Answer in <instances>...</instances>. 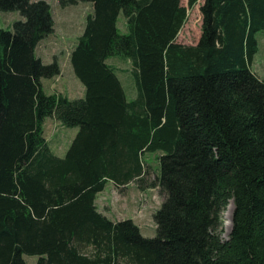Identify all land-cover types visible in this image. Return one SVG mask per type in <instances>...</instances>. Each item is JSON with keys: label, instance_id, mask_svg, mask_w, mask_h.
<instances>
[{"label": "trees", "instance_id": "1", "mask_svg": "<svg viewBox=\"0 0 264 264\" xmlns=\"http://www.w3.org/2000/svg\"><path fill=\"white\" fill-rule=\"evenodd\" d=\"M84 1L70 59L85 96L70 98L45 91L62 68L36 53L55 29L51 5L0 0L23 17L0 29V264H264V80L252 69L264 0H204L194 45L177 37L199 0ZM117 56L133 66L134 98ZM48 117L79 128L65 156ZM146 151L160 152L155 237L96 203L109 180L145 189Z\"/></svg>", "mask_w": 264, "mask_h": 264}, {"label": "rangeland", "instance_id": "2", "mask_svg": "<svg viewBox=\"0 0 264 264\" xmlns=\"http://www.w3.org/2000/svg\"><path fill=\"white\" fill-rule=\"evenodd\" d=\"M46 1L52 7L55 29L53 33L40 41L37 55L46 63H51L57 57L62 68V73L57 77L45 79L47 81V88L44 89L50 94L62 93L68 97L77 95L82 90L78 84L83 85V83L74 72L70 54L78 41V37L84 31L87 16L92 12L93 4L84 0H74V2L72 0ZM181 1L184 6L189 8V0ZM203 1L199 0L195 7L189 8L187 22L177 37L178 42L194 45L199 41L202 29L200 5ZM20 19H23V17L19 11H0V29L12 28L13 23ZM118 23L121 32L127 33L128 29L126 26L124 27L123 14L120 15ZM256 37L259 40V49L255 55L252 69L264 80V30L258 31ZM110 59V62L117 67L118 74L125 88L133 90L136 96L137 87L134 77L131 75L133 66L130 61L120 56L111 57ZM128 95H130L129 92ZM61 124H56L55 121L48 119L45 131L56 152L65 156L76 135V133L73 134L74 138L70 142L71 136L69 132L76 127H67ZM57 134L60 135L58 136L60 143L57 142L55 137L53 138ZM159 156V151H146L144 153L143 167L146 170L144 175L145 189L139 187L136 179L122 186H117L109 180L104 190L97 195L96 199L99 210L106 213L109 218L112 220L132 219L140 227L141 233L146 237H155L157 235L155 213L163 202V196L160 194L159 188L148 187V184L157 180L160 173ZM228 206L222 214L224 222L222 236L224 239L228 238L231 231L226 225L228 219L225 213L228 210ZM23 257L27 264L38 263L39 256L37 255L24 254Z\"/></svg>", "mask_w": 264, "mask_h": 264}, {"label": "crops", "instance_id": "3", "mask_svg": "<svg viewBox=\"0 0 264 264\" xmlns=\"http://www.w3.org/2000/svg\"><path fill=\"white\" fill-rule=\"evenodd\" d=\"M258 42H259V40H258ZM40 45V44H39ZM38 45V46H39ZM39 48L37 47V49H36V53H37V50H38ZM258 49H259V47H258ZM254 59H255V56H254ZM253 63H254V60H253ZM253 63H252V66H253ZM256 72V71H255ZM46 80H44L43 81V83H44V88H47L46 87ZM79 85V87L82 89L81 90V92L79 93V94H77V95H72V96H69L70 98H80V97H84L85 96V86H84V84L82 85V84H78ZM131 91H133V90H131ZM135 97V94H134V92H131L130 93V95H129V98H134ZM48 119H51L52 121H55L56 122V124L57 123H59V124H61V122L57 119V118H55V117H48L47 119H46V122H45V125H46V123H47V121H48ZM62 125V124H61ZM78 131H79V128H74V129H72L69 133H70V136H71V139H70V142L72 141V139L74 138V135L73 134H77L78 133ZM45 135H46V131H45ZM58 136H60L59 134H57L56 136H53V138L55 137L56 138V140H57V142H59L60 143V140H59V138H58ZM76 136V135H75ZM46 138H47V140L49 141V144H50V146H51V148H52V150L58 155V156H62L60 153H57L56 152V149H55V147H53V145H52V143H51V141L49 140V138L47 137V135H46ZM111 182H113L112 180H111ZM114 183V182H113ZM129 184V183H128ZM106 214V213H105Z\"/></svg>", "mask_w": 264, "mask_h": 264}, {"label": "bare ground", "instance_id": "4", "mask_svg": "<svg viewBox=\"0 0 264 264\" xmlns=\"http://www.w3.org/2000/svg\"><path fill=\"white\" fill-rule=\"evenodd\" d=\"M233 209H234V204L231 201V203L228 206V210L225 213L226 214V217L228 219V222L226 224L228 229H231V226H232V213H233Z\"/></svg>", "mask_w": 264, "mask_h": 264}]
</instances>
